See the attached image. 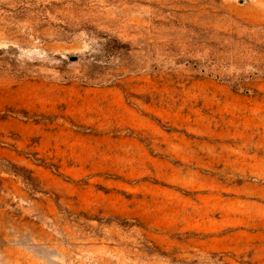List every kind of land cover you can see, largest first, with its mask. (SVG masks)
Listing matches in <instances>:
<instances>
[{"label":"rangeland","instance_id":"obj_1","mask_svg":"<svg viewBox=\"0 0 264 264\" xmlns=\"http://www.w3.org/2000/svg\"><path fill=\"white\" fill-rule=\"evenodd\" d=\"M0 264H264V0H0Z\"/></svg>","mask_w":264,"mask_h":264}]
</instances>
